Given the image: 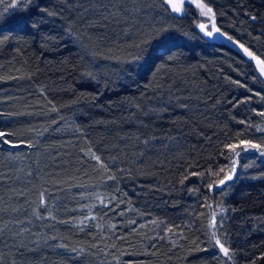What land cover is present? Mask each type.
I'll return each mask as SVG.
<instances>
[{"label":"trees","instance_id":"trees-1","mask_svg":"<svg viewBox=\"0 0 264 264\" xmlns=\"http://www.w3.org/2000/svg\"><path fill=\"white\" fill-rule=\"evenodd\" d=\"M201 1L232 40L191 5L0 0V264H264V156L224 147L264 144V76L239 47L264 59V0Z\"/></svg>","mask_w":264,"mask_h":264},{"label":"snow or ice","instance_id":"snow-or-ice-1","mask_svg":"<svg viewBox=\"0 0 264 264\" xmlns=\"http://www.w3.org/2000/svg\"><path fill=\"white\" fill-rule=\"evenodd\" d=\"M19 5H22L21 10H26L28 7H30L33 4V0H18ZM163 4H167L171 6V10L176 13H182L185 12L186 9L183 7L184 4H193L195 3L196 8L199 10V15L202 17L209 18L208 23H197L196 27L199 28V30L209 38H214V34L220 33V29L216 27L215 25V13L213 12V9L211 7H208L205 3L200 2V0H162ZM12 8H17V4L13 3L11 5ZM36 7H39V5H36ZM41 12H48L47 8L40 9ZM85 11H88L85 9ZM49 15H55V13L48 12ZM255 19V17H253ZM211 28V30H209ZM166 29H161L157 36L160 35V32H164ZM226 35V34H223ZM169 37H163L158 40V44L163 45L167 42ZM229 40H232L233 38L231 36H228ZM148 41H142L140 44H134L132 45L135 47L138 51V54L133 55L130 60L127 62L129 64H135L137 62L144 61L146 59V52L148 44ZM235 43L239 44L238 41ZM239 47L243 49V52L253 61L256 62V70H258V73L260 76H264V59H261L259 56H257L253 51H251L249 48L245 47L243 44H239ZM119 59V58H117ZM134 70V69H133ZM229 79H231L229 77ZM255 79V77H254ZM233 83L238 84L240 87H246V85L241 84L239 80L233 81ZM249 91H251L249 89ZM255 95L260 96V93H256ZM262 101H264V96L260 97ZM250 100L251 97H248ZM246 101H237V103H244ZM259 115L264 116V112L259 113ZM12 135L11 133H6L4 131H0V141L4 143H11L10 140L7 139L8 136ZM224 147L228 150H230L231 157H240L241 153H247L250 151H257L260 153L261 156H264V144H256L251 141H245L240 140L239 143H229L224 145ZM230 157V158H231ZM94 159L97 161L100 160V157L94 156ZM238 161L236 159H231V169L230 172L224 176L223 179H219L218 181H215L214 183H211L208 185V188L210 190H214L216 188H220L222 185H225L227 181L233 180L234 174L236 173ZM243 167H249V165H244ZM223 171V169H221ZM43 193H41V204L44 203L43 199ZM208 207H211V205H208ZM221 212H223V208L220 209ZM215 213H212V220L210 221V227L215 229L216 227V221H215ZM223 221L221 220V223ZM212 239L215 241V245L219 247L220 252L223 254V256L227 257L229 260L232 259L231 250L228 247H225V244L216 236L215 231L212 232ZM61 247H67V245H61ZM72 252H76V249H71Z\"/></svg>","mask_w":264,"mask_h":264},{"label":"rangeland","instance_id":"rangeland-1","mask_svg":"<svg viewBox=\"0 0 264 264\" xmlns=\"http://www.w3.org/2000/svg\"><path fill=\"white\" fill-rule=\"evenodd\" d=\"M200 2H202L201 0H200ZM204 3V2H203ZM189 4H184L183 5V7L184 8H186V6H188ZM191 6L194 8V10H195V12H196V15H197V23H208L209 22V18H206V17H202V16H200L199 15V10L196 8V5H195V3H193V4H191ZM209 7V6H208ZM196 23V24H197ZM209 30H211V28H209Z\"/></svg>","mask_w":264,"mask_h":264},{"label":"water","instance_id":"water-1","mask_svg":"<svg viewBox=\"0 0 264 264\" xmlns=\"http://www.w3.org/2000/svg\"><path fill=\"white\" fill-rule=\"evenodd\" d=\"M201 23V22H200ZM197 29L199 30V28L197 27ZM200 31V30H199ZM201 32V31H200ZM202 33V32H201ZM203 34V33H202ZM204 35V34H203ZM214 35H217L219 38H221V39H223V40H225V41H228L229 42V40L226 38V37H224L223 35H221V34H219V33H216V34H214ZM233 44V43H232ZM235 47L237 46V45H235V44H233ZM255 62V61H254ZM255 64H256V62H255Z\"/></svg>","mask_w":264,"mask_h":264}]
</instances>
